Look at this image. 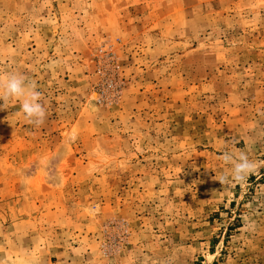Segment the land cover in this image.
<instances>
[{"label":"rangeland","instance_id":"obj_1","mask_svg":"<svg viewBox=\"0 0 264 264\" xmlns=\"http://www.w3.org/2000/svg\"><path fill=\"white\" fill-rule=\"evenodd\" d=\"M8 72L0 264H264V0H0Z\"/></svg>","mask_w":264,"mask_h":264},{"label":"clouds","instance_id":"obj_2","mask_svg":"<svg viewBox=\"0 0 264 264\" xmlns=\"http://www.w3.org/2000/svg\"><path fill=\"white\" fill-rule=\"evenodd\" d=\"M13 99L20 102L21 111L29 123L39 127L45 122L46 109L42 93L37 90L35 82L19 72L0 74V100L3 101L0 110L6 109V104ZM220 160L231 166L228 172L219 177L221 184L229 183L230 180L241 182L259 166L243 150L225 148Z\"/></svg>","mask_w":264,"mask_h":264}]
</instances>
